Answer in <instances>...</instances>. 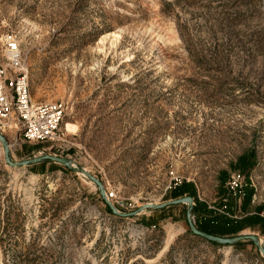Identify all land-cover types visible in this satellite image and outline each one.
<instances>
[{
	"label": "rangeland",
	"instance_id": "374dc122",
	"mask_svg": "<svg viewBox=\"0 0 264 264\" xmlns=\"http://www.w3.org/2000/svg\"><path fill=\"white\" fill-rule=\"evenodd\" d=\"M8 36L33 101L67 111L56 140L3 133L12 161L52 154L73 166L14 167L0 142V264H264L252 240L193 234L188 204L139 211L178 198L186 181L203 203L195 223L262 217L264 0H0V63ZM83 170L120 212L137 213H114ZM245 234L264 247L260 227L226 237Z\"/></svg>",
	"mask_w": 264,
	"mask_h": 264
},
{
	"label": "built area",
	"instance_id": "2783aa9c",
	"mask_svg": "<svg viewBox=\"0 0 264 264\" xmlns=\"http://www.w3.org/2000/svg\"><path fill=\"white\" fill-rule=\"evenodd\" d=\"M0 63V132L16 131L29 143L56 140L66 117L61 101L34 102L31 95L30 72L21 43L15 36L5 39ZM245 175L231 176V190L242 196ZM111 196H113L111 194ZM110 199V197H107ZM264 218V212H261Z\"/></svg>",
	"mask_w": 264,
	"mask_h": 264
},
{
	"label": "water",
	"instance_id": "95a60500",
	"mask_svg": "<svg viewBox=\"0 0 264 264\" xmlns=\"http://www.w3.org/2000/svg\"><path fill=\"white\" fill-rule=\"evenodd\" d=\"M0 142L2 143L3 147H4V153H5V160L7 163H9L10 165L14 166V167H18V166H25V165H32V164H36V163H40L44 160H51L54 162H59V163H63L69 167L73 166V162L66 157H61L58 155H52V154H46V155H42V156H37V157H33V158H29L26 160H22V161H12L11 156H10V145L5 137V135L3 133L0 132ZM83 173L88 176L91 180H93L100 188L101 193L103 195V198L106 200V202L110 205L112 211L116 214L119 215H124V216H133L135 215L137 212L136 211H132L129 213H125V212H120L111 202L110 200L106 197V191H105V187L102 181H100L97 177H95L94 175L88 173L86 170H83ZM180 203H184V204H188L189 208L187 210V219L189 222V226L191 231L202 237L205 238L207 240H211L217 243H223V244H233L237 241L240 240H252L260 249L261 253L264 255V247L262 246L261 243H259V237L255 234H245V235H238L236 237H226V236H220V235H214V234H210L207 232H204L202 230H200L195 221L192 219V209L194 207V198L192 196H180L178 198L172 199L166 203L163 204H159V203H147L144 206L139 208V211L144 210L146 208H155V209H161L164 208L166 206L172 205V204H180Z\"/></svg>",
	"mask_w": 264,
	"mask_h": 264
},
{
	"label": "trees",
	"instance_id": "16d2710c",
	"mask_svg": "<svg viewBox=\"0 0 264 264\" xmlns=\"http://www.w3.org/2000/svg\"><path fill=\"white\" fill-rule=\"evenodd\" d=\"M45 162H51V160H44L42 163ZM251 162L252 160H250L247 156H242L239 161L240 168L245 171L250 167ZM192 188L193 185L191 183H187L186 181H184L174 189L173 191L174 197L184 196L185 194H190V196H194L192 192L194 188L193 189ZM232 193H233L232 195L235 196V198L239 197L238 193L236 195H234L235 193L233 191ZM245 194H247V187L245 188ZM249 197H250V193H249ZM244 205L246 206L247 202L244 203ZM202 206H203L202 202L197 203L193 207L192 212L196 214L199 213ZM164 208H161L159 210H163ZM196 225L200 230L204 232L214 235H220V236L235 235L245 227H260L264 232V218L260 217V215L258 214L248 215L246 217L241 218L240 220L238 219L234 220L227 217H219L217 215H212L211 213H208V216H206L205 218H200V220L196 221ZM207 241L217 244V242L211 240H207Z\"/></svg>",
	"mask_w": 264,
	"mask_h": 264
},
{
	"label": "bare ground",
	"instance_id": "6f19581e",
	"mask_svg": "<svg viewBox=\"0 0 264 264\" xmlns=\"http://www.w3.org/2000/svg\"><path fill=\"white\" fill-rule=\"evenodd\" d=\"M259 241H260V239H259ZM260 243V242H259Z\"/></svg>",
	"mask_w": 264,
	"mask_h": 264
}]
</instances>
